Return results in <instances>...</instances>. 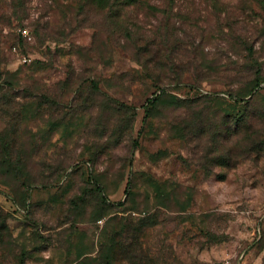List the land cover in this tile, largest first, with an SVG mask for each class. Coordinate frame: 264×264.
Listing matches in <instances>:
<instances>
[{
    "label": "rangeland",
    "instance_id": "1",
    "mask_svg": "<svg viewBox=\"0 0 264 264\" xmlns=\"http://www.w3.org/2000/svg\"><path fill=\"white\" fill-rule=\"evenodd\" d=\"M0 264H264V0H0Z\"/></svg>",
    "mask_w": 264,
    "mask_h": 264
},
{
    "label": "trees",
    "instance_id": "2",
    "mask_svg": "<svg viewBox=\"0 0 264 264\" xmlns=\"http://www.w3.org/2000/svg\"><path fill=\"white\" fill-rule=\"evenodd\" d=\"M97 192L100 193L101 196L104 197V190H103V188H102L101 186H98V187H97Z\"/></svg>",
    "mask_w": 264,
    "mask_h": 264
},
{
    "label": "built area",
    "instance_id": "3",
    "mask_svg": "<svg viewBox=\"0 0 264 264\" xmlns=\"http://www.w3.org/2000/svg\"><path fill=\"white\" fill-rule=\"evenodd\" d=\"M21 33L24 37H27L29 35L27 30H21Z\"/></svg>",
    "mask_w": 264,
    "mask_h": 264
}]
</instances>
